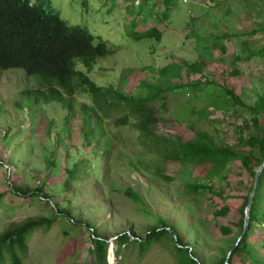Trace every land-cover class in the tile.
I'll return each instance as SVG.
<instances>
[{
    "label": "rangeland",
    "instance_id": "rangeland-1",
    "mask_svg": "<svg viewBox=\"0 0 264 264\" xmlns=\"http://www.w3.org/2000/svg\"><path fill=\"white\" fill-rule=\"evenodd\" d=\"M43 1L68 23L85 26L94 42H106L111 53L99 57L89 72L80 62L77 68L98 85L122 88L126 96L141 97L146 83L160 79L161 66L205 62L202 73H182L183 84H205L203 90L186 91L181 102L205 108L207 99L216 98L225 104L224 87L239 103L229 110L210 106V119L197 114L188 119L190 108H182L188 110L183 115L172 97L170 107L167 103L159 112L163 120L157 132L188 139L203 130L217 145L250 150L241 136L256 131L254 113L258 125L264 123V112L256 107L264 95V0H172L171 8L162 0ZM153 26L163 31L160 40L136 37ZM42 85L39 76H27L22 68L0 69V233L29 219L53 220L27 235L24 257L17 246L23 263L95 262L92 248L100 237L108 243L109 264H181L179 254L185 253L176 249L178 236L199 264H220L241 235L242 205L256 167L236 160L214 173L206 165L164 162L142 144L133 120L118 125V111L103 117L82 90L72 111L57 101L37 103L25 90ZM84 104L93 108L91 142L85 136ZM190 183L212 189L191 192ZM36 189L57 210L38 196L15 194ZM129 189L139 194L140 203ZM224 207L228 213L218 215ZM163 222L171 233L159 242L119 247V233L145 239ZM244 241L248 249L236 252L232 264H252L250 254L264 264V223H256ZM12 257L5 248L0 264H12Z\"/></svg>",
    "mask_w": 264,
    "mask_h": 264
},
{
    "label": "trees",
    "instance_id": "trees-1",
    "mask_svg": "<svg viewBox=\"0 0 264 264\" xmlns=\"http://www.w3.org/2000/svg\"><path fill=\"white\" fill-rule=\"evenodd\" d=\"M162 2L165 7L171 8L172 0H162ZM46 4L43 0H0V68L4 70L22 68L28 76H39L43 85L25 90L26 93L35 97L37 103L57 101L72 111L76 106V94L79 90L85 91L91 94L94 106L98 107L95 109L103 117L108 118L113 112L118 111L121 114L117 120L118 125H125L133 120L140 132L142 144L147 150L159 154L164 162L173 161L183 166L206 165L215 173L230 162L239 160L245 168H251L252 165L256 167V170H252L255 179L257 170L264 163V123L261 126L258 125L256 113L253 115L254 123L257 125V127L255 126L256 131L249 134L248 137L241 136L240 140L241 144L250 147L249 151L217 145L209 133L203 130H195V134L186 139L182 136L159 134L155 128L163 120V116L159 112L165 107V104L170 102L172 97L174 103L179 105V110L190 108L188 119L196 114L210 119L212 113V110L209 109L210 106L215 107L214 111L217 109L229 110L234 107L235 103H239L233 91L224 87L222 89L224 90L225 104H221L216 98L207 99L210 103L205 108H197L194 104L189 107L181 102L184 99L182 95L186 91L203 90V84H205L200 80L183 84L181 82L182 73L184 71L188 74L202 73L206 66L205 62H171L161 66L157 70L160 79L154 84L146 83L144 89L146 87L147 91H144L141 97L126 96L122 92V88L98 85L88 74L99 57L112 52L106 42L100 39L94 42V35L85 26L68 23L59 13L48 10ZM162 34L163 31L160 28L153 26L139 31L136 37L138 39L156 37L160 40ZM78 62L82 63L88 72L78 69ZM155 85L158 86L157 90L151 94ZM180 95L181 97H179ZM258 99L260 104L256 106L257 113L264 112V95L259 96ZM81 108L84 113L85 136L91 142L94 130L92 131V118L89 111L93 108H87L85 104ZM186 113L188 110L182 111L183 115ZM162 177L169 181L172 180L165 174ZM253 184L250 187V192ZM188 186L191 192L212 189L211 185L207 183H190ZM250 192L245 196L242 205V218L239 222L241 230L244 226L245 207ZM40 193L41 190L38 189L30 193L15 191V194L29 199L40 195ZM127 193L136 203H140L138 193L131 189ZM228 211L229 209L224 207L216 213L221 215ZM60 214L61 212H58L56 215ZM52 223V219L40 217L29 219L16 226H9L0 233V257L6 248L13 253L12 264H24L23 259L21 260L16 254V249H19L17 246H20L22 257H24L29 248L26 242L27 235L43 225H52ZM256 223H264V168L260 173L257 190L253 197L248 229L239 245L236 246L234 243L229 264H232V257L236 252L248 249L244 239L249 236ZM221 228L225 232H230V228L227 226ZM170 233V226L163 222L161 227L150 230L145 239L131 240L127 232L120 233L117 238H119V247L121 248L123 244H125L123 246H128V243L134 242H147L148 244L159 242ZM175 240L177 242L176 249L185 253L179 254L181 264H199L191 252L189 254L185 252L178 236ZM107 247L106 240L94 238L92 251L96 253V261L76 264H109L107 262ZM226 256L222 258L220 264H225ZM250 257L253 258L252 264H263L251 254ZM187 258L191 261H187Z\"/></svg>",
    "mask_w": 264,
    "mask_h": 264
},
{
    "label": "water",
    "instance_id": "water-1",
    "mask_svg": "<svg viewBox=\"0 0 264 264\" xmlns=\"http://www.w3.org/2000/svg\"><path fill=\"white\" fill-rule=\"evenodd\" d=\"M263 168H264V163L261 165V167L256 172V176H255V179H254V184H253L252 190H251V192L249 194L248 201H247V205L245 207L244 226H243L241 235L239 236V238H238V240L236 242V246L239 245L240 241L245 236V233H246V231L248 229L249 222H250V216H251V205H252L253 197H254V195L256 193V190H257L259 176H260V173L263 170ZM231 253H232V250H230L228 252L227 257H226L225 264H229V259H230Z\"/></svg>",
    "mask_w": 264,
    "mask_h": 264
},
{
    "label": "clouds",
    "instance_id": "clouds-1",
    "mask_svg": "<svg viewBox=\"0 0 264 264\" xmlns=\"http://www.w3.org/2000/svg\"><path fill=\"white\" fill-rule=\"evenodd\" d=\"M1 69V68H0ZM28 76V75H27ZM38 199L40 200V201H43V202H45V203H49L54 209H56L57 210V208H55L56 206V204L53 202V201H51L49 198H46L44 195H38ZM58 213V212H57ZM92 230H93V228H92ZM120 234V233H119ZM118 234V235H119ZM128 236L131 238V240L132 239H141V238H134L133 236H131L130 234H128ZM98 238H100V237H98ZM102 239V238H101ZM105 240V239H104ZM237 242V241H236ZM124 247V246H123ZM108 248L109 247H107V252H108ZM232 254V253H231ZM107 256H108V254H107ZM227 257V256H226ZM230 260V259H229Z\"/></svg>",
    "mask_w": 264,
    "mask_h": 264
}]
</instances>
